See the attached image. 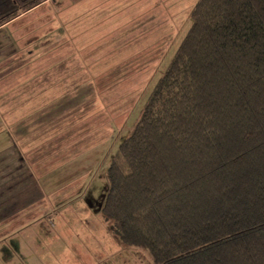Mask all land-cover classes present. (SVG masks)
Here are the masks:
<instances>
[{"label":"rangeland","instance_id":"374dc122","mask_svg":"<svg viewBox=\"0 0 264 264\" xmlns=\"http://www.w3.org/2000/svg\"><path fill=\"white\" fill-rule=\"evenodd\" d=\"M67 1L46 0L0 26V62L12 61L0 70V264H154L101 214L105 173L197 0H122L127 10L113 19L141 8L143 25L156 13L159 29L124 33L119 21L104 38L101 23L82 24L92 46L59 22Z\"/></svg>","mask_w":264,"mask_h":264},{"label":"trees","instance_id":"16d2710c","mask_svg":"<svg viewBox=\"0 0 264 264\" xmlns=\"http://www.w3.org/2000/svg\"><path fill=\"white\" fill-rule=\"evenodd\" d=\"M46 0H0V26ZM106 169L101 214L154 264H264V0H197Z\"/></svg>","mask_w":264,"mask_h":264},{"label":"crops","instance_id":"0c3cea01","mask_svg":"<svg viewBox=\"0 0 264 264\" xmlns=\"http://www.w3.org/2000/svg\"><path fill=\"white\" fill-rule=\"evenodd\" d=\"M157 3L153 4V11L152 14L154 13V8H155V4H156V12H157ZM61 9L62 12L61 14H59V22H61L65 27L70 28L71 29V33L73 35L74 39L78 40V44L79 45H83V44H88L87 46H92L94 44H96L97 42L95 41H91L90 39L92 37V33L93 31H91V33L89 35L84 36V31L81 28L82 24H86L87 25V29L90 30V25L91 24H95L96 22H99L103 25V29H104V34L107 38L111 35L113 30H118V29H122L125 28V32H142L140 34V36L143 35V33L146 32H151L152 31V35H155L154 30H158L159 29V19H157V14L155 13L156 17H155V24H154V14L151 16V18L153 19V22H151V26L146 25L144 26L143 23L145 21H149L148 18H145L144 13L141 11V8H136V11L131 14L128 15L126 12L124 14H122L121 16L113 19V13L117 11V9H121V10H127V8H124V4L122 2V0H68L67 2H63V4L61 5ZM103 6V17H99V15H101V13H97L96 12V8ZM60 7V6H59ZM71 14L69 15V11H71ZM66 11V12H65ZM120 22V27L118 29H114L115 27H117L118 25L114 26L115 23ZM67 26L65 25L66 23H69ZM130 26V27H129ZM103 38V39H104ZM107 43H110V39L107 41ZM1 50V49H0ZM9 57V55L7 56ZM2 60V59H0ZM3 62H5V66L4 64H2ZM9 62H12L10 60H3L0 62V70H3V72L5 73L6 70L9 68L7 67V64ZM1 64L3 66H1ZM39 85H41V82L38 83ZM15 85V83L11 82V86ZM41 98V97H39Z\"/></svg>","mask_w":264,"mask_h":264}]
</instances>
